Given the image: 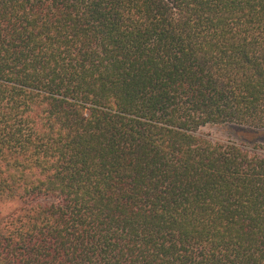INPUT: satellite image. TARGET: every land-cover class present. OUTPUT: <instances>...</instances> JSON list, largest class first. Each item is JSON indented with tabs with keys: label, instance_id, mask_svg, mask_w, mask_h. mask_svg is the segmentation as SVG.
<instances>
[{
	"label": "trees",
	"instance_id": "16d2710c",
	"mask_svg": "<svg viewBox=\"0 0 264 264\" xmlns=\"http://www.w3.org/2000/svg\"><path fill=\"white\" fill-rule=\"evenodd\" d=\"M264 0H0V264H264Z\"/></svg>",
	"mask_w": 264,
	"mask_h": 264
},
{
	"label": "rangeland",
	"instance_id": "374dc122",
	"mask_svg": "<svg viewBox=\"0 0 264 264\" xmlns=\"http://www.w3.org/2000/svg\"><path fill=\"white\" fill-rule=\"evenodd\" d=\"M198 135L213 142L234 143L248 149L260 147L264 152V132L252 131L234 125H207L197 131ZM14 205H0V218L13 210Z\"/></svg>",
	"mask_w": 264,
	"mask_h": 264
}]
</instances>
